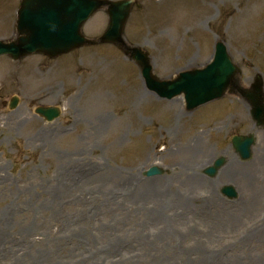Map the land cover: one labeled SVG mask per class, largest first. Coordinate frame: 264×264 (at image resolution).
<instances>
[{"label": "rangeland", "instance_id": "obj_1", "mask_svg": "<svg viewBox=\"0 0 264 264\" xmlns=\"http://www.w3.org/2000/svg\"><path fill=\"white\" fill-rule=\"evenodd\" d=\"M135 1L125 41L150 54L159 79L203 68L218 41L241 84L264 76V0ZM20 2L0 0V41L16 37ZM108 25L101 10L83 32L98 40ZM41 105L61 118L38 117ZM248 112L236 94L191 112L182 96L160 99L112 44L1 57L0 264H264V132ZM250 133L245 163L231 140ZM221 157L252 177H196ZM153 166L164 174L145 177ZM234 184L245 200L222 196Z\"/></svg>", "mask_w": 264, "mask_h": 264}, {"label": "water", "instance_id": "obj_2", "mask_svg": "<svg viewBox=\"0 0 264 264\" xmlns=\"http://www.w3.org/2000/svg\"><path fill=\"white\" fill-rule=\"evenodd\" d=\"M133 6L132 0L111 2L107 0H24L18 18L17 40L6 43L0 42V56L10 55L18 60L33 53H44L50 57L69 53L75 48L94 44L87 40L81 33L83 24L99 9L108 7L110 25L107 32L100 39L101 43H113L124 49L127 55L137 62L142 70V75L147 87L162 98L172 99L185 94L188 109L206 104L221 98L233 84L237 85L236 76L240 69L233 64L224 44L216 47L215 59L206 68L180 74L176 81L161 82L153 75V68L148 54L140 49H132L125 45L124 28ZM253 86V93L249 90L243 92L252 99V105L260 108L257 119L264 121V101L262 98V77H257ZM14 99L11 108L16 107ZM38 114L53 121L60 116L58 108H39ZM234 140V145L243 155L249 157L253 137L246 138L242 147ZM224 159L216 161L214 167L206 170L210 176H215L223 165ZM162 170L154 167L147 173L148 176L161 174ZM225 193L233 195L232 188L224 189Z\"/></svg>", "mask_w": 264, "mask_h": 264}, {"label": "bare ground", "instance_id": "obj_3", "mask_svg": "<svg viewBox=\"0 0 264 264\" xmlns=\"http://www.w3.org/2000/svg\"><path fill=\"white\" fill-rule=\"evenodd\" d=\"M101 123V127L102 128H104L105 127V122L103 121V122H100ZM241 140H243V138L241 139ZM208 166V165H207ZM196 168H198V166L196 167ZM183 169L186 171V172H191L192 174L193 173H195V171H200V170H192V168H191V166H189V165H185L184 167H183ZM221 171H223V172H225V174H224V177H223V179L225 180V181H228V180H230L231 179V176L232 177H237L238 179H239V181L238 182H241V180H246L247 179V175H245V174H243L242 172H239V174H238V172H233V173H231V172H227V170L225 169V167L224 168H222V170ZM220 171V172H221ZM197 172H196V174H197ZM220 172H219V174H220ZM240 175V176H239ZM196 177L198 178L199 177V179H201L202 177H204L202 174L201 175H196ZM218 177L219 176H217L216 178H215V180H217L218 179ZM222 178V177H221ZM219 181H220V179H219ZM233 182V181H232ZM230 183V182H229ZM91 212H94V211H91Z\"/></svg>", "mask_w": 264, "mask_h": 264}]
</instances>
